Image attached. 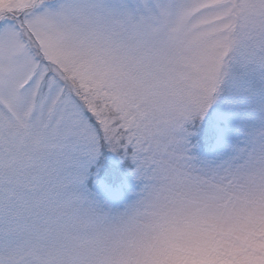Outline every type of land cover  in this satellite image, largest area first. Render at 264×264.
Instances as JSON below:
<instances>
[{
    "label": "snow or ice",
    "instance_id": "snow-or-ice-1",
    "mask_svg": "<svg viewBox=\"0 0 264 264\" xmlns=\"http://www.w3.org/2000/svg\"><path fill=\"white\" fill-rule=\"evenodd\" d=\"M0 264H264V0H0Z\"/></svg>",
    "mask_w": 264,
    "mask_h": 264
}]
</instances>
